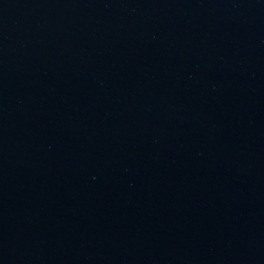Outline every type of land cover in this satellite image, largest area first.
<instances>
[{"label":"water","instance_id":"water-1","mask_svg":"<svg viewBox=\"0 0 264 264\" xmlns=\"http://www.w3.org/2000/svg\"><path fill=\"white\" fill-rule=\"evenodd\" d=\"M264 160V0H0V264H114Z\"/></svg>","mask_w":264,"mask_h":264}]
</instances>
